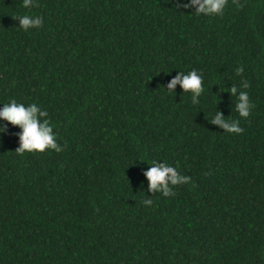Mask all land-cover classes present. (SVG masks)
Listing matches in <instances>:
<instances>
[{
    "label": "trees",
    "instance_id": "obj_1",
    "mask_svg": "<svg viewBox=\"0 0 264 264\" xmlns=\"http://www.w3.org/2000/svg\"><path fill=\"white\" fill-rule=\"evenodd\" d=\"M198 7L0 0V110L35 103L62 148L19 154L0 117V264H264V0ZM160 165L191 179L164 196Z\"/></svg>",
    "mask_w": 264,
    "mask_h": 264
},
{
    "label": "clouds",
    "instance_id": "obj_2",
    "mask_svg": "<svg viewBox=\"0 0 264 264\" xmlns=\"http://www.w3.org/2000/svg\"><path fill=\"white\" fill-rule=\"evenodd\" d=\"M191 4H199V7L196 11L197 14L203 13L205 15H211L216 13H221L227 4V0H191ZM33 5V0H23V6L29 8ZM184 7H190V4H185ZM19 18L20 26L27 30L30 27L42 26L43 20L40 17L31 18L27 15ZM242 67L236 69L237 74L243 72ZM202 77L197 75L196 70H192L187 75L183 76V79H180L178 75L175 79L171 81L168 85V90L171 91L177 82H180L183 89L187 92L192 90L193 92L199 94L202 91L201 85ZM245 88L249 87L248 83H245ZM235 92V87L231 89ZM194 99V97H193ZM239 104V113L240 116L247 118L250 114L248 107V94L246 92L241 93ZM40 111L35 103L25 107L23 104H18L15 100L10 101V103L5 104L2 110H0V117L9 121L13 125H18L22 129L20 133V147L16 149L19 154H23L25 151L33 152H43L46 148L55 149L57 152L62 151V148L56 143L54 134L52 132V127L49 124V121L46 119L43 124H41L37 118V112ZM40 115L47 117V111H41ZM213 123H222L221 117L217 115ZM2 125L0 129L3 130ZM226 131L241 133L243 129L239 127V121H236L231 126L224 125ZM169 174H171L169 176ZM146 176L150 182V188L155 190L158 185L163 186L164 196L174 195L172 189H169L167 185V179L170 178L172 184H177L178 181L187 183L190 181V177H179L176 173L175 168L171 166H156L152 167L149 171L146 172ZM147 205H152L151 199H146L144 201Z\"/></svg>",
    "mask_w": 264,
    "mask_h": 264
}]
</instances>
